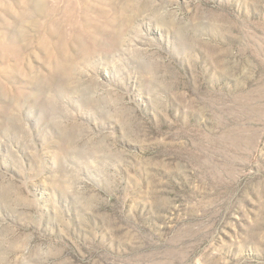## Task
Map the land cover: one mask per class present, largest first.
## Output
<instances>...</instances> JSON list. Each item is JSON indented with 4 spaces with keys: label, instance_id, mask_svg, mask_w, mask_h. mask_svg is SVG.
Instances as JSON below:
<instances>
[{
    "label": "rangeland",
    "instance_id": "1",
    "mask_svg": "<svg viewBox=\"0 0 264 264\" xmlns=\"http://www.w3.org/2000/svg\"><path fill=\"white\" fill-rule=\"evenodd\" d=\"M0 264H264V0H0Z\"/></svg>",
    "mask_w": 264,
    "mask_h": 264
},
{
    "label": "bare ground",
    "instance_id": "2",
    "mask_svg": "<svg viewBox=\"0 0 264 264\" xmlns=\"http://www.w3.org/2000/svg\"><path fill=\"white\" fill-rule=\"evenodd\" d=\"M71 3V2H70Z\"/></svg>",
    "mask_w": 264,
    "mask_h": 264
}]
</instances>
